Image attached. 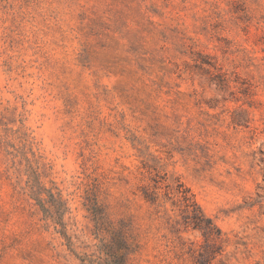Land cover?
Returning a JSON list of instances; mask_svg holds the SVG:
<instances>
[{"label": "rangeland", "instance_id": "rangeland-1", "mask_svg": "<svg viewBox=\"0 0 264 264\" xmlns=\"http://www.w3.org/2000/svg\"><path fill=\"white\" fill-rule=\"evenodd\" d=\"M179 185L264 264V0H0V264H197Z\"/></svg>", "mask_w": 264, "mask_h": 264}, {"label": "trees", "instance_id": "trees-1", "mask_svg": "<svg viewBox=\"0 0 264 264\" xmlns=\"http://www.w3.org/2000/svg\"><path fill=\"white\" fill-rule=\"evenodd\" d=\"M154 189L157 190L158 188ZM145 194L146 198H150L147 192ZM152 194L156 195L155 192ZM177 194L182 196L179 201L184 204L186 225L200 231L207 242H212L207 249L199 251L196 258L197 264H211L219 253L216 243L221 239V231L211 218H208L195 203L191 202L188 191L183 190L181 185L178 186ZM169 195L170 193L165 194V199L170 200ZM149 200L156 202L157 197ZM176 204L175 202L174 206ZM97 224L99 225L97 226V236H99L101 243L99 246L100 257L95 259L86 255L85 259H82L85 264H128L130 256L136 253L139 246L135 243L134 238L129 235L127 227L123 224L117 227L113 223L105 222L104 218L98 219Z\"/></svg>", "mask_w": 264, "mask_h": 264}]
</instances>
